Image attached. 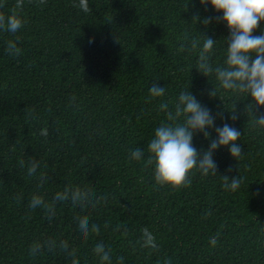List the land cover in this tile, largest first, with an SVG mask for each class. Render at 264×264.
<instances>
[{
    "label": "trees",
    "instance_id": "1",
    "mask_svg": "<svg viewBox=\"0 0 264 264\" xmlns=\"http://www.w3.org/2000/svg\"><path fill=\"white\" fill-rule=\"evenodd\" d=\"M15 2L0 0V13L10 15ZM87 2L84 12L74 6L79 0H24L17 10L24 27L0 30V264H100L97 243L110 250L111 264L120 257L122 264H264V130L243 114L248 98L201 74L198 50H190L204 34L217 41L211 63L223 64L230 33L217 20L222 13L200 0ZM261 30L264 22L253 35ZM16 37L22 51L10 56L7 42ZM153 83L165 87L164 96H150ZM212 87L217 97L209 95ZM187 90L216 127L228 123L241 132L242 154L236 160L227 147L217 149V174L194 169L189 187L172 190L156 184L154 165L145 161L155 129L166 122L161 102L172 109ZM235 105L239 118L232 121ZM208 131L209 139L196 133L192 141L201 155L216 138L215 128ZM137 147L144 157L130 160ZM33 160L39 167L30 176ZM237 175L239 189L225 191L222 176ZM65 187L88 190L90 202L55 201L54 213L29 207L36 194L53 204ZM85 216L99 233L81 232L78 218ZM145 227L155 250L141 246ZM48 241L56 247L49 250ZM34 243L43 247L33 256Z\"/></svg>",
    "mask_w": 264,
    "mask_h": 264
},
{
    "label": "clouds",
    "instance_id": "2",
    "mask_svg": "<svg viewBox=\"0 0 264 264\" xmlns=\"http://www.w3.org/2000/svg\"><path fill=\"white\" fill-rule=\"evenodd\" d=\"M46 0H39L43 5ZM202 6L211 5L217 13L222 16L217 17L218 21L226 24L230 35L224 39L226 56L223 64L213 66L211 55L214 44L217 42L202 34L203 43L193 39L190 44L191 51L198 50L196 69L206 76L215 75V79L220 89L230 91L234 94L246 96L248 99L244 105L243 114L250 118L254 128L264 130V113L257 114V110L264 107V30L260 35H253L260 24L264 22V0H200ZM24 0H16L15 6L10 15L5 16L0 13V30L17 33L24 27L25 21L18 14L17 10H22ZM78 6L84 12L90 11L87 0H79ZM211 17L204 18L202 23L207 26L211 22ZM199 17H194L195 22ZM19 37L7 42L6 52L10 56H19L21 49L17 46ZM91 42V41H90ZM152 98L162 97L165 94V87L153 83L149 89ZM209 95L217 97V88H211ZM74 99V98H73ZM160 110L166 112V122L161 123L154 132V136L148 144V158L146 165H154V179L158 186H169L172 190L189 187L191 184L190 173L195 169L202 176L215 175L217 170L213 153L221 148L227 147L231 156L238 160L242 151L237 141L241 137V132L234 126L224 123L221 127L215 126V119L211 111L203 106L189 90L182 91L172 109L169 104L161 102ZM230 119L236 121L239 118L237 105L229 111ZM215 128L216 138L210 139V146L203 154L193 146V139L196 133H202L206 139L210 138L209 129ZM42 136H47L46 129L41 130ZM144 157V151L137 147L130 153V160L140 161ZM23 166V161H21ZM39 163L33 160L28 167V175L36 173ZM223 189L225 191H236L239 189L243 178L238 175L231 180L228 176H222ZM41 184L46 177L41 176ZM91 193L80 188L65 187L63 192H57L53 204L45 202L41 195H33L29 201L32 209L43 207L46 211L54 213L55 201H67L75 204L90 202ZM210 214V213H209ZM51 218V216L49 217ZM81 232L87 236L89 231L99 233L97 225L89 228L88 218H78ZM118 230V229H117ZM142 247L157 249L155 236L148 228L142 230ZM126 234V232H125ZM219 233L210 239V243L215 246ZM49 250L56 247L54 241L47 242ZM43 245L34 243L30 248V255H36ZM60 247L66 250L68 245L61 241ZM99 258L100 264H111L110 250L105 249L103 243H97L93 249ZM122 264L123 258H118ZM72 264H79L73 259ZM167 264H171L168 261Z\"/></svg>",
    "mask_w": 264,
    "mask_h": 264
}]
</instances>
